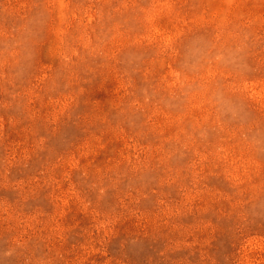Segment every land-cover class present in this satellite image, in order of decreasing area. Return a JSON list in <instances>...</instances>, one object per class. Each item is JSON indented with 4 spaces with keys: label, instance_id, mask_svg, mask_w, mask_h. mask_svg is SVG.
<instances>
[{
    "label": "rangeland",
    "instance_id": "rangeland-1",
    "mask_svg": "<svg viewBox=\"0 0 264 264\" xmlns=\"http://www.w3.org/2000/svg\"><path fill=\"white\" fill-rule=\"evenodd\" d=\"M0 264H264V0H0Z\"/></svg>",
    "mask_w": 264,
    "mask_h": 264
}]
</instances>
